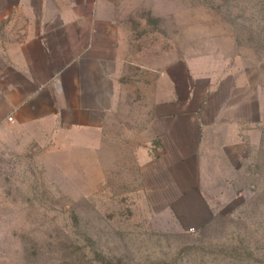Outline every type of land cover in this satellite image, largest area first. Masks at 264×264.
<instances>
[{
	"label": "crops",
	"instance_id": "0c3cea01",
	"mask_svg": "<svg viewBox=\"0 0 264 264\" xmlns=\"http://www.w3.org/2000/svg\"><path fill=\"white\" fill-rule=\"evenodd\" d=\"M102 6L0 0V150L51 140L87 146L95 161L103 147L106 163H135L148 209L178 228L205 225L212 195L261 139L262 73L199 72L175 56L146 64Z\"/></svg>",
	"mask_w": 264,
	"mask_h": 264
},
{
	"label": "rangeland",
	"instance_id": "374dc122",
	"mask_svg": "<svg viewBox=\"0 0 264 264\" xmlns=\"http://www.w3.org/2000/svg\"><path fill=\"white\" fill-rule=\"evenodd\" d=\"M102 3L146 64L175 56L215 73L256 64L264 78V0ZM54 144L0 150V264H264V128L212 195V218L191 230L146 207L135 163Z\"/></svg>",
	"mask_w": 264,
	"mask_h": 264
},
{
	"label": "built area",
	"instance_id": "2783aa9c",
	"mask_svg": "<svg viewBox=\"0 0 264 264\" xmlns=\"http://www.w3.org/2000/svg\"><path fill=\"white\" fill-rule=\"evenodd\" d=\"M9 119H11V117H9ZM191 229H193V227H192V228L190 227V230H191Z\"/></svg>",
	"mask_w": 264,
	"mask_h": 264
}]
</instances>
